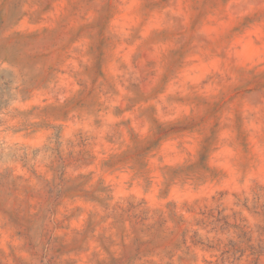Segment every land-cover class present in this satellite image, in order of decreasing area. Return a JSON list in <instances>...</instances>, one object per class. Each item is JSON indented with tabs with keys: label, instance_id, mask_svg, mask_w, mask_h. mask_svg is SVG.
Here are the masks:
<instances>
[{
	"label": "rangeland",
	"instance_id": "374dc122",
	"mask_svg": "<svg viewBox=\"0 0 264 264\" xmlns=\"http://www.w3.org/2000/svg\"><path fill=\"white\" fill-rule=\"evenodd\" d=\"M0 264H264V0H0Z\"/></svg>",
	"mask_w": 264,
	"mask_h": 264
}]
</instances>
